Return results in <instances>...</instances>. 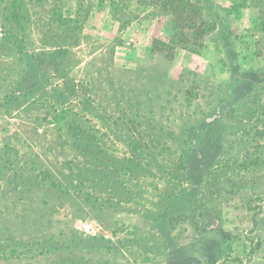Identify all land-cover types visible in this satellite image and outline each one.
<instances>
[{
    "label": "rangeland",
    "instance_id": "374dc122",
    "mask_svg": "<svg viewBox=\"0 0 264 264\" xmlns=\"http://www.w3.org/2000/svg\"><path fill=\"white\" fill-rule=\"evenodd\" d=\"M0 264H264V0H0Z\"/></svg>",
    "mask_w": 264,
    "mask_h": 264
},
{
    "label": "trees",
    "instance_id": "16d2710c",
    "mask_svg": "<svg viewBox=\"0 0 264 264\" xmlns=\"http://www.w3.org/2000/svg\"><path fill=\"white\" fill-rule=\"evenodd\" d=\"M158 50L160 51L161 49L158 48Z\"/></svg>",
    "mask_w": 264,
    "mask_h": 264
}]
</instances>
